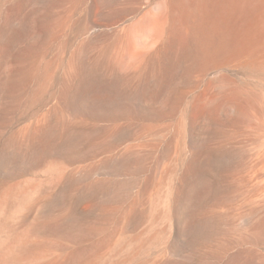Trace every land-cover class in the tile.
Wrapping results in <instances>:
<instances>
[{
	"label": "rangeland",
	"instance_id": "374dc122",
	"mask_svg": "<svg viewBox=\"0 0 264 264\" xmlns=\"http://www.w3.org/2000/svg\"><path fill=\"white\" fill-rule=\"evenodd\" d=\"M263 156L264 0H0V264H264Z\"/></svg>",
	"mask_w": 264,
	"mask_h": 264
},
{
	"label": "bare ground",
	"instance_id": "6f19581e",
	"mask_svg": "<svg viewBox=\"0 0 264 264\" xmlns=\"http://www.w3.org/2000/svg\"><path fill=\"white\" fill-rule=\"evenodd\" d=\"M260 137H261V134H260ZM79 143V138H76L75 136H71V137H68L67 139H66V141H65V145L66 146H68L69 147V149H71L70 147H74L75 146V148L77 147L76 145ZM262 146V145H261ZM195 147V146H194ZM239 148V147H238ZM195 149V148H194ZM255 149V148H254ZM196 150V149H195ZM203 150V149H202ZM229 151V150H228ZM260 151V150H259ZM222 153V152H221ZM236 154V153H235ZM221 155V154H220ZM210 157V156H209ZM208 157V158H209ZM259 157V156H258ZM261 157V156H260ZM264 157V156H263ZM224 158V157H223ZM231 158V157H230ZM235 159V158H234ZM206 160V159H205ZM213 160V159H212ZM212 160H211V162H212ZM219 161H221L220 159H218ZM241 160V159H240ZM124 161V160H123ZM186 161V160H185ZM217 162V161H216ZM228 162V161H227ZM236 162V161H235ZM213 163V162H212ZM223 163V162H222ZM230 163V162H229ZM234 163V162H233ZM8 164H9V161H3L2 162V165H3V168H8ZM184 164V163H183ZM187 164H188V162H187ZM207 164H209V162H207ZM215 165V164H214ZM218 166H220V165H218ZM182 167V166H181ZM217 167V166H216ZM120 169V168H119ZM200 169V168H199ZM213 169V168H212ZM215 169V168H214ZM228 169V168H227ZM232 169V168H231ZM230 169V170H231ZM205 170V169H204ZM191 171V170H190ZM195 172V171H194ZM204 172V171H203ZM213 172H214V170H213ZM217 172V171H216ZM236 172V171H235ZM205 174V173H204ZM234 174V173H233ZM236 174V173H235ZM238 174V173H237ZM248 174V173H247ZM180 175V174H179ZM191 177V176H190ZM211 177V176H210ZM215 177V176H214ZM204 179H206L205 178V176H204ZM204 179H202V180H204ZM208 179V178H207ZM207 179H206V182H207ZM178 180V179H177ZM210 180V179H209ZM209 180H208V182H209ZM82 181V180H81ZM188 181V180H187ZM199 181V180H198ZM211 181V180H210ZM89 182V181H88ZM178 182V181H177ZM201 182V181H200ZM205 182V181H204ZM192 183V182H191ZM85 184V183H84ZM200 184V183H199ZM222 184V183H221ZM106 185V184H105ZM201 185V184H200ZM209 185H211V184H209ZM208 185V186H209ZM100 186V185H99ZM193 186V185H192ZM191 186V187H192ZM168 187H170V186H168ZM190 187V186H189ZM204 187V186H203ZM202 187V188H203ZM73 188V187H72ZM205 188V187H204ZM191 189V188H190ZM189 189V190H190ZM66 190V189H65ZM105 190V189H104ZM193 190V189H192ZM196 190H198V189H196ZM88 191H89V194L91 195V192H90V189H88ZM121 191V190H120ZM227 191V190H226ZM256 191H258V190H256ZM255 191V192H256ZM93 192H94V190H93ZM100 192V191H99ZM110 192V191H109ZM122 192V191H121ZM135 192V191H134ZM68 193V192H67ZM82 193V192H81ZM189 193H191V192H189ZM87 194V193H86ZM94 194V193H93ZM96 194V193H95ZM109 194H111V193H109ZM60 195V194H59ZM98 195V194H97ZM112 195V194H111ZM116 195V194H115ZM138 195V194H137ZM173 195H174V193H173ZM192 195H193V192H192ZM57 196V195H56ZM94 196V195H93ZM110 196V195H109ZM119 196V195H118ZM122 196V195H121ZM187 196V195H186ZM185 196V197H186ZM189 196V195H188ZM132 197V196H131ZM177 197V196H176ZM175 197V198H176ZM241 197H243V196H241ZM258 197V196H257ZM67 198V197H66ZM93 198H96V197H93ZM102 198V197H101ZM105 198V197H104ZM103 198V199H104ZM174 198V197H173ZM75 199H77V198H75ZM131 199V198H130ZM134 199V198H133ZM155 199V198H154ZM167 199V198H166ZM240 199V198H239ZM102 200V199H101ZM138 200V199H137ZM168 200V199H167ZM170 200V199H169ZM169 200H168V202H169ZM77 201V200H76ZM139 201V200H138ZM142 201V200H141ZM186 201V200H185ZM240 201V200H239ZM254 201V200H253ZM263 202V201H262ZM82 203V202H81ZM137 203V202H136ZM149 203V202H148ZM240 203H242V202H240ZM56 204H57V202H56ZM74 205V204H73ZM54 206V205H53ZM52 206V207H53ZM80 205H77L76 207H79ZM130 206V205H129ZM135 206V205H134ZM240 206V205H239ZM257 206V205H256ZM72 207H74V206H72ZM71 207V208H72ZM173 207V206H172ZM175 207V206H174ZM249 207V206H248ZM255 207V206H254ZM157 208V207H156ZM53 209V208H52ZM169 209V208H168ZM255 209H257V208H255ZM77 209H75V211H76ZM73 211V210H72ZM168 211V210H167ZM116 212H118V211H116ZM121 212V211H120ZM124 212V211H123ZM171 212V211H170ZM256 212V211H255ZM254 212V213H255ZM260 212V211H259ZM119 214V213H118ZM125 214H127V213H125ZM136 214V213H135ZM244 214V213H243ZM263 214V213H262ZM70 215V214H69ZM115 215H117V214H115ZM138 215V214H137ZM256 215H258V212L256 213ZM120 216V215H119ZM129 216H131L130 214H129ZM260 216V215H259ZM263 216H264V214H263ZM70 217H71V215H70ZM122 217V216H121ZM134 217V216H133ZM132 217V218H133ZM136 217V216H135ZM166 218L165 219H167V215L165 216ZM200 218V217H199ZM231 218V217H230ZM69 219V218H68ZM118 219V218H117ZM242 219V218H241ZM76 220V219H75ZM133 220V219H132ZM233 220V219H232ZM245 220V219H244ZM243 220V221H244ZM208 221H209V219H208ZM118 222V221H117ZM150 222V221H149ZM152 222V221H151ZM239 222H241V221H239ZM246 222V221H245ZM119 223V222H118ZM147 223V222H146ZM247 223V222H246ZM249 223V222H248ZM247 223V224H248ZM242 224V223H241ZM210 225H212L211 224V222H210ZM208 226L205 230L207 231L206 232V234L208 233L209 235H206L207 237H211L210 235H214L215 234V232H214V230H213V228L211 227V226ZM255 225V224H254ZM147 227V226H146ZM203 227H204V225H203ZM250 227V226H249ZM258 227V226H257ZM151 228V227H150ZM153 228V227H152ZM177 228V227H176ZM251 228V227H250ZM260 228V227H259ZM153 230V229H152ZM204 230V231H205ZM220 231V230H219ZM258 231H260V230H258ZM156 232V231H155ZM225 233V232H224ZM238 233V232H237ZM199 234V233H198ZM240 234V233H239ZM164 235V234H163ZM197 235V234H196ZM226 235H229V234H227L226 233ZM261 235V234H260ZM238 236V235H237ZM245 236V235H244ZM247 236V235H246ZM257 236V235H256ZM263 236V235H262ZM183 237V236H182ZM251 237V236H250ZM213 238H214V236H213ZM232 238V237H231ZM142 239V238H141ZM161 239V238H160ZM163 239H165L164 237H163ZM163 239H161V240H163ZM131 240V239H130ZM157 240V239H156ZM212 240V239H211ZM125 241V240H124ZM128 241V240H127ZM235 241V240H234ZM135 242V241H134ZM181 242H182V240H181ZM200 242V241H199ZM232 242V241H231ZM261 242H262V240H261ZM133 243V242H132ZM155 243V242H154ZM153 243V244H154ZM235 243H237V242H235ZM117 244V243H116ZM139 244V243H138ZM160 244V243H159ZM163 244V243H162ZM187 244V243H186ZM193 244V243H192ZM201 244V243H200ZM122 245V244H121ZM213 245V244H212ZM233 245V244H232ZM238 245V244H237ZM246 245V244H245ZM153 246V245H152ZM158 246V245H157ZM209 246H210V244H209ZM214 246V245H213ZM116 247V246H115ZM114 247V248H115ZM118 247H120V246H118ZM162 247V246H161ZM160 247V248H161ZM242 247V246H241ZM138 248V247H137ZM142 248V247H141ZM152 248V247H151ZM197 248V247H196ZM206 248V247H205ZM228 248H231V247H228ZM237 248V247H236ZM143 249V248H142ZM169 249V248H168ZM175 249V248H174ZM179 249H181V248H179ZM226 249V248H225ZM230 250V249H229ZM113 251V250H112ZM111 251V252H112ZM126 251V250H125ZM159 251V250H158ZM167 251V250H166ZM175 251V250H174ZM190 251V250H189ZM207 251V250H206ZM177 252V251H176ZM208 252V251H207ZM217 252V251H216ZM233 252H235V251H233ZM156 253V252H155ZM160 253V252H159ZM158 253V254H159ZM173 253V252H172ZM172 253H170V254H172ZM225 253V252H224ZM230 253V252H229ZM92 254H94V253H92ZM91 254V255H92ZM178 254V253H177ZM181 254V253H180ZM199 254V253H198ZM233 254V253H232ZM112 255V254H111ZM156 255V254H155ZM173 255V254H172ZM183 255V254H182ZM184 255H186V254H184ZM223 255V254H222ZM229 255V254H228ZM250 255V254H249ZM110 256V255H109ZM150 256V255H149ZM160 256V255H159ZM221 256V255H220ZM241 256V255H240ZM107 257V256H106ZM156 257V256H155ZM174 257V256H173ZM188 257V256H187ZM232 257V256H231ZM252 257V256H251ZM108 258V257H107ZM107 258H105V259H107ZM123 258H125V257H122V259ZM131 258V257H130ZM133 258V257H132ZM142 258V257H141ZM149 258V257H148ZM207 258V257H206ZM215 258V257H214ZM213 258V259H214ZM243 258V257H242ZM241 258V259H242ZM104 259V258H103ZM109 259V258H108ZM107 259V260H108ZM121 259V258H120ZM164 259V258H163ZM180 259V258H179ZM178 259V260H179ZM188 259V258H187ZM199 259V258H198ZM197 259V260H198ZM216 259V258H215ZM240 259V260H241ZM153 260H155V259H153ZM156 260H157V258H156ZM174 260H176V259H174ZM193 260V259H192ZM102 261V260H101ZM163 261V260H162ZM234 261V260H233ZM239 261V260H238ZM249 261V260H248ZM127 262V261H126ZM131 262V261H130ZM132 262H134V261H132ZM191 262V261H190ZM193 262V261H192ZM208 262V261H207ZM235 262V261H234ZM109 263V262H108ZM154 263V262H153ZM170 263H172L173 264V262H170ZM176 263V262H175ZM194 264H195V261L193 262ZM236 263V262H235ZM238 263V262H237ZM240 263V262H239ZM103 264V263H102ZM119 264H120V262H119ZM123 264V263H122ZM126 264V263H125ZM167 264V263H166ZM169 264V263H168ZM205 264V263H204ZM207 264H209V263H207ZM219 264V263H218ZM225 264H227V263H225ZM230 264V263H229ZM233 264V263H232Z\"/></svg>",
	"mask_w": 264,
	"mask_h": 264
}]
</instances>
